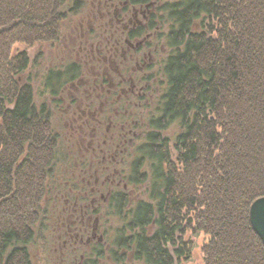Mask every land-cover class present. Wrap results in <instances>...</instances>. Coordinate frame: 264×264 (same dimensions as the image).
<instances>
[{"label":"trees","instance_id":"1","mask_svg":"<svg viewBox=\"0 0 264 264\" xmlns=\"http://www.w3.org/2000/svg\"><path fill=\"white\" fill-rule=\"evenodd\" d=\"M95 8L115 29L91 36L100 42L93 53L117 63L97 80L116 82L101 93L92 138L90 119L78 131L80 146L61 100L37 102L32 79L20 76L36 62L30 49L57 43ZM199 18L204 30L194 32ZM166 22L168 85L143 122L134 97L152 77L144 63ZM83 69L70 61L48 73L52 93L89 79ZM174 123L172 155L163 131ZM146 181L150 201L133 205L131 190ZM260 197L264 0H0V264H129V254L132 264H177L192 258L197 233L207 237L202 264H264L249 221Z\"/></svg>","mask_w":264,"mask_h":264},{"label":"rangeland","instance_id":"2","mask_svg":"<svg viewBox=\"0 0 264 264\" xmlns=\"http://www.w3.org/2000/svg\"><path fill=\"white\" fill-rule=\"evenodd\" d=\"M161 1L164 2L166 0H161ZM168 1H175V0H168ZM95 9L98 10V8ZM100 11L101 10H98L97 13L92 15L91 21H89L91 23L85 20L84 24L82 25L80 23L78 28L75 27L73 30L63 32L62 36L57 41V43H54L52 45L46 43L44 45H37L34 48L30 49L29 51L30 57H32L33 60H36V62L34 66H32L31 69L28 70L26 75L20 76V79L23 83H26L27 80L32 79L34 88L36 89L37 102L40 103L43 101H47L49 103V102H53L54 100H59V99L61 100L60 104H58V110H61L63 113H65L66 116L64 115V117L68 120V121H64V125L65 127H67V131H70L69 137L75 135L74 139L76 141L78 137L80 146L81 145L83 146L84 143L86 142L83 139V137L80 135V133L82 132L81 130L82 124L84 123L87 124V118L90 119L91 127L89 129L90 130L89 136L90 138H92L91 134L94 133L95 127L98 124L97 123L99 120L98 117H100L99 113L102 111L103 109L102 107L106 103V100L101 93L107 87L109 88L110 86L111 87L115 86L113 85V82H116V80L112 78V76L108 77L109 83L107 82L104 85L103 84L101 85L97 80V78H100L101 72L107 73L106 70L109 68V66L113 70L117 69V63L111 61L110 58H105L106 55H104L103 52L99 53L98 51L96 53H93L94 50L98 49L97 45L100 42L95 41L94 39H92L91 36L105 38L104 36L111 32L109 28L113 27L115 29V25L114 24L112 25L111 23L112 21H110V25L108 23V27H105L107 26L106 23L99 21L100 15H103L101 14L103 13V11L102 12ZM116 12L119 13V9H116ZM141 17L142 18L146 17L145 11L143 12V15ZM95 19H97V21H94ZM201 21H202L201 18H199L192 25L194 32L204 30V27L201 26ZM137 22L141 23V21H137ZM130 24L128 25L126 24L125 27L129 29L132 26L133 22ZM167 26H168V22H166L164 25L159 24L157 27L158 32L162 33L163 35L162 37L157 38L158 34L156 33L154 34L153 37H151L152 39L155 38L156 42H154V45L152 46L153 52L147 54L144 63L146 67L147 65H151V67L147 68V70L144 73H145V77L146 74L147 76L151 74L152 77L144 81V86L139 90L138 93L136 92L137 96L134 97L137 106L136 109L139 108L140 110L139 117L143 122L147 120L150 114H156V109L158 107V103L161 99L162 93L166 90L168 85L167 78L164 74L165 72H163V63H164L163 60H165L167 54L169 53V50L166 45V39L164 38V34L166 35L169 29L167 28ZM90 28H92L94 32H89ZM102 32L105 34L104 36ZM106 37L109 40L112 37H114V34L111 33V35H108ZM37 51H40V57H37V59H35L36 57L35 53ZM101 59L106 61V64H108V66H103L102 65L103 61ZM70 61L79 63V65L80 64L83 65L84 67L83 73H86L89 76V79L88 77L87 79L81 78L80 81L72 82L66 88H64L62 85L61 88H63V90H61L59 94H53L52 88L47 84L46 81L47 74L52 72V75H55V72L61 69L65 71L66 65ZM138 67L140 68L141 64H138ZM52 81H54V77L51 79V82L49 81V83H52ZM79 82L80 83L82 82L80 86L78 85ZM118 93L121 94L122 92H118ZM70 99L74 101L73 104L71 105L69 103ZM95 99H97V102L95 101ZM54 105L55 103L53 102L52 106ZM93 106L95 108H93ZM109 126L110 123H107V127ZM76 129L77 131H75ZM178 133H180V127L176 123L171 124L170 128L163 131V135L169 138V142H170L169 146L172 155H175V150L173 148L174 147L173 145L175 142V136ZM133 135L134 138L140 136L138 141H143L141 130L136 131ZM122 152H125L124 146H122ZM149 188H150V182L146 181V183L141 185L138 189L131 190L132 204L135 205V203L140 201V199H144L149 202L150 201L149 193H148ZM252 204L250 205V208ZM250 208H249V221H251ZM67 221L70 222L69 217H67ZM251 224L253 226L252 221ZM155 228L156 225L152 223L151 226L148 227L149 233H153ZM197 234L198 235H196V237L194 238L195 248L193 249L191 254L192 258L186 260L183 259L179 261L177 264H202L201 248L203 242H205L207 237L203 233H197ZM93 235L97 239L100 236L99 233L98 235L96 234ZM69 237H72V235H70ZM261 240L263 241V239ZM128 259H129L128 260L129 264L134 263L133 259L131 258V254H129ZM135 264H139V263H135Z\"/></svg>","mask_w":264,"mask_h":264},{"label":"water","instance_id":"3","mask_svg":"<svg viewBox=\"0 0 264 264\" xmlns=\"http://www.w3.org/2000/svg\"><path fill=\"white\" fill-rule=\"evenodd\" d=\"M250 217L255 230L264 241V197H260L250 208Z\"/></svg>","mask_w":264,"mask_h":264},{"label":"flooded vegetation","instance_id":"4","mask_svg":"<svg viewBox=\"0 0 264 264\" xmlns=\"http://www.w3.org/2000/svg\"><path fill=\"white\" fill-rule=\"evenodd\" d=\"M139 24H141V23H139ZM142 25V24H141ZM69 225V224H68Z\"/></svg>","mask_w":264,"mask_h":264}]
</instances>
